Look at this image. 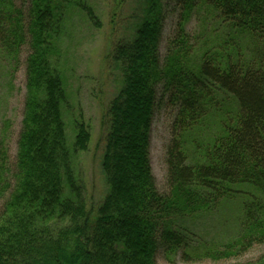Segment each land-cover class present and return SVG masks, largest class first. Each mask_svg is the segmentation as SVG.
<instances>
[{
  "label": "trees",
  "instance_id": "obj_1",
  "mask_svg": "<svg viewBox=\"0 0 264 264\" xmlns=\"http://www.w3.org/2000/svg\"><path fill=\"white\" fill-rule=\"evenodd\" d=\"M16 1L0 0V53L15 66L23 46L31 52L13 165L7 125L0 136V264H156L159 246L168 254L201 246L175 221L235 200L242 213L236 239L196 254L219 261L264 244V0H179L162 64L163 10L159 0H147L133 37L111 50L122 85L102 116L107 194L96 208L74 172L75 156L90 141L81 118L73 121V144L66 138L58 63L64 4L22 0L24 12ZM80 9L98 26L89 6ZM194 15L218 35L215 42L188 33ZM158 87L176 109L167 194L157 191L149 160Z\"/></svg>",
  "mask_w": 264,
  "mask_h": 264
},
{
  "label": "rangeland",
  "instance_id": "obj_2",
  "mask_svg": "<svg viewBox=\"0 0 264 264\" xmlns=\"http://www.w3.org/2000/svg\"><path fill=\"white\" fill-rule=\"evenodd\" d=\"M65 21L60 36L59 70L63 75L68 106L64 114L67 143L74 142L73 121L81 118L88 128L90 141L85 152L74 159V172L80 181L86 202L98 207L107 194V185L101 171L106 130L102 116L109 102L119 91L122 80L110 58L111 50L118 42L128 41L134 35L147 6V0H62ZM163 10L164 24L159 45L160 63L164 61L169 40L174 36L180 17L179 0H159ZM16 5L28 11L26 1L17 0ZM81 5L94 12L98 26L93 25ZM214 27V26H213ZM212 27V28H213ZM191 36L209 35V43L216 40V33L202 28L201 17L194 15L187 25ZM206 41V40H205ZM204 41V42H205ZM31 50L28 45L21 49L18 62L12 66L0 53V136L4 125L6 146L11 165L14 164L17 142L22 127L25 104L26 59ZM157 88L156 106L149 134V160L157 191L168 193L166 150L171 139L172 124L176 115ZM244 190L250 191L249 188ZM4 200L0 202V214ZM241 200L223 202L217 211L201 214L195 218L175 221V227L191 231L201 244L198 248L180 250L168 254L162 246L156 251V264H255L264 256V244L253 245L248 251L229 259L215 261L198 256L201 252L218 250L236 239L241 220ZM195 247V246H194Z\"/></svg>",
  "mask_w": 264,
  "mask_h": 264
}]
</instances>
